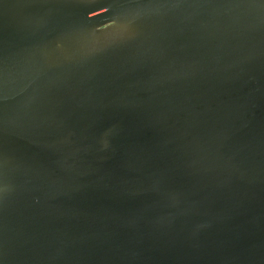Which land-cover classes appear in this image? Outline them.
<instances>
[{"label": "water", "instance_id": "water-1", "mask_svg": "<svg viewBox=\"0 0 264 264\" xmlns=\"http://www.w3.org/2000/svg\"><path fill=\"white\" fill-rule=\"evenodd\" d=\"M0 264H264V0H0Z\"/></svg>", "mask_w": 264, "mask_h": 264}]
</instances>
